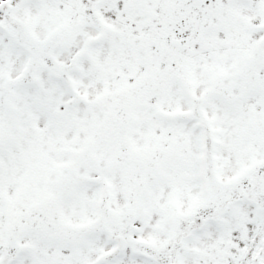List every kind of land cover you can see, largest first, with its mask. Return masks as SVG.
<instances>
[{"label": "snow or ice", "instance_id": "1", "mask_svg": "<svg viewBox=\"0 0 264 264\" xmlns=\"http://www.w3.org/2000/svg\"><path fill=\"white\" fill-rule=\"evenodd\" d=\"M0 264H264V0H0Z\"/></svg>", "mask_w": 264, "mask_h": 264}]
</instances>
